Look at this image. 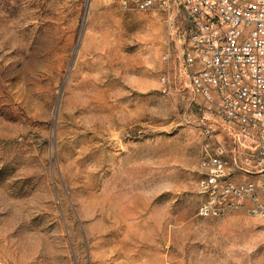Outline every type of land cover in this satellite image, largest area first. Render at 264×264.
<instances>
[{"label":"rangeland","instance_id":"374dc122","mask_svg":"<svg viewBox=\"0 0 264 264\" xmlns=\"http://www.w3.org/2000/svg\"><path fill=\"white\" fill-rule=\"evenodd\" d=\"M173 47L159 11L0 0V264H264V218L197 214Z\"/></svg>","mask_w":264,"mask_h":264},{"label":"built area","instance_id":"2783aa9c","mask_svg":"<svg viewBox=\"0 0 264 264\" xmlns=\"http://www.w3.org/2000/svg\"><path fill=\"white\" fill-rule=\"evenodd\" d=\"M159 11L198 107L201 217L264 218V0H118ZM162 91L171 86L162 76Z\"/></svg>","mask_w":264,"mask_h":264}]
</instances>
